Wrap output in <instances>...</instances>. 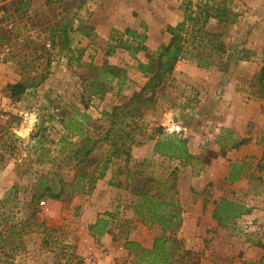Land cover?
<instances>
[{
	"label": "rangeland",
	"instance_id": "1",
	"mask_svg": "<svg viewBox=\"0 0 264 264\" xmlns=\"http://www.w3.org/2000/svg\"><path fill=\"white\" fill-rule=\"evenodd\" d=\"M205 3L199 46L144 100L137 61ZM0 103V264H264V0H0ZM44 182L65 194L34 215Z\"/></svg>",
	"mask_w": 264,
	"mask_h": 264
},
{
	"label": "trees",
	"instance_id": "2",
	"mask_svg": "<svg viewBox=\"0 0 264 264\" xmlns=\"http://www.w3.org/2000/svg\"><path fill=\"white\" fill-rule=\"evenodd\" d=\"M211 8L212 7H209L207 3H205L202 6V9L197 13L184 9L183 20L178 22L175 26H167L166 28V31L170 34L168 42L165 44H161L156 50L152 51L149 59L146 62L137 61L136 69L149 76L143 89L146 88V86H150L152 88L151 96L148 98H144V100H151V97L154 95V89L157 86H160L164 81V77L173 71L174 65L178 60L188 57L187 54L191 52V50L197 49V47L199 46V41H197L196 37L198 35L197 33L202 31L204 25L210 17H215L209 11L211 10ZM200 13L201 17H203L202 21L200 18ZM200 22L201 25H199ZM125 33L128 36L132 37L137 35L134 30H131L129 28L125 29ZM211 44V50L216 51L219 50V45H221V42H218L217 44ZM116 47H121L127 50L132 49L135 52L139 50H146V46L142 45L141 41L137 46H133L128 42L120 41L118 45L110 46V49H114ZM191 56L196 58L199 64H209V62L206 61L205 57H202V54L198 53L197 51L196 55L193 54ZM120 71L124 70L117 66H108L105 73L107 75H110V80L115 78L119 81V84H122L123 81L121 80L122 77L119 73ZM23 90L24 87L20 83H18L11 87V95L17 96L18 94L23 92ZM98 90L101 93L104 91L99 87ZM140 93L141 92H139L134 98L140 97ZM84 117H86V119L89 118L88 115H84ZM174 140L175 137L173 136L165 137L164 139L161 133L160 137L155 141V151L160 155H169L170 157H182L183 155H186L185 149H183V141H180V146H178L174 144ZM112 146L116 148V141L112 142ZM173 149L180 150V154L174 155V153H171V150ZM90 150L91 149L87 148L85 145L81 146V151L83 152L85 157L88 156ZM112 155L120 157L117 148L112 152ZM72 187L74 191L82 192L84 186L82 183H75ZM63 194H65V190L61 186H57L56 184H52L50 182L40 183V186L37 189L31 187L29 192L28 206L30 209H32V214L35 215L38 213L36 203L40 197L46 196L48 198L59 199ZM153 218L156 219V215L153 216ZM39 225L42 226V223H40Z\"/></svg>",
	"mask_w": 264,
	"mask_h": 264
},
{
	"label": "crops",
	"instance_id": "3",
	"mask_svg": "<svg viewBox=\"0 0 264 264\" xmlns=\"http://www.w3.org/2000/svg\"><path fill=\"white\" fill-rule=\"evenodd\" d=\"M106 200H107V199H106ZM103 202H106V201H102V203H103Z\"/></svg>",
	"mask_w": 264,
	"mask_h": 264
},
{
	"label": "built area",
	"instance_id": "4",
	"mask_svg": "<svg viewBox=\"0 0 264 264\" xmlns=\"http://www.w3.org/2000/svg\"><path fill=\"white\" fill-rule=\"evenodd\" d=\"M0 107H1V103H0Z\"/></svg>",
	"mask_w": 264,
	"mask_h": 264
}]
</instances>
